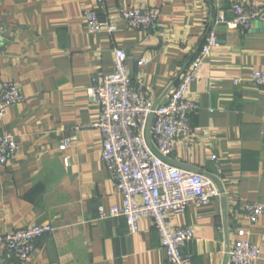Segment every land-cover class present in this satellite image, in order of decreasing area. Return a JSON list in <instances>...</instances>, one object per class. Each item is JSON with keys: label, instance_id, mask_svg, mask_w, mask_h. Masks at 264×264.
<instances>
[{"label": "crops", "instance_id": "1", "mask_svg": "<svg viewBox=\"0 0 264 264\" xmlns=\"http://www.w3.org/2000/svg\"><path fill=\"white\" fill-rule=\"evenodd\" d=\"M233 3L264 7V0H105L102 19L133 6L156 7L163 26L134 30L118 20L117 32L90 35L83 15L96 0H0L6 29L0 73L26 97L0 119V135H12L20 146L15 163L0 166V237L38 224L55 229L29 261L0 249V264H168L150 218L131 234L124 218L110 216L122 198L102 159V132L93 127L100 111L86 90L95 76L113 73L114 51L121 48L134 86L165 102L218 11L233 18ZM216 32L219 46L191 86L198 132L178 138L168 159L188 172L215 173L211 157L218 156L222 196L202 208L190 204L172 219L194 229L183 248L192 264H231L226 252L242 229L252 232L264 264V214L253 224L245 210L249 203L264 205V86L249 81L264 71V14L247 32L227 25ZM140 60L148 63L139 66Z\"/></svg>", "mask_w": 264, "mask_h": 264}, {"label": "built area", "instance_id": "2", "mask_svg": "<svg viewBox=\"0 0 264 264\" xmlns=\"http://www.w3.org/2000/svg\"><path fill=\"white\" fill-rule=\"evenodd\" d=\"M105 0H96L97 6L87 10L83 19L90 35L118 31V20L126 22L134 30L155 31L163 26L161 11L156 7L133 6L121 9L118 17L106 16L100 10ZM233 18L228 20L225 11H218L213 25L208 29L204 45L194 60L182 71L178 85L168 99L157 103L148 96L143 87L134 86L128 69V54L124 49L114 51V71L110 75L99 74L87 88V95L99 109L100 118L93 127L103 135L102 159L115 179L121 195V205L111 209L112 218L125 219L131 234L139 232L140 221L150 218L160 237L161 247L167 255L168 264H192L183 248L195 238L190 226H176L172 217L185 213L190 204L197 208L207 206L214 198L222 196V172L218 156L211 160L216 165L215 173L188 172L173 167L160 159L149 147L146 130L151 115H154L152 139L160 153L169 157L180 137H189L198 132L192 126V116L199 105L191 96V86L198 78L205 61L219 46L216 29L220 25L249 31L255 21L264 14V7L241 3L231 5ZM6 29L0 25V51ZM146 60L138 61L144 66ZM249 81L264 86V71H255ZM240 81H236L238 85ZM26 100L20 85L5 80L0 73V119L13 105ZM75 138L66 139L62 149L68 148ZM20 146L12 135H0V166L15 163ZM69 158L65 164L69 165ZM245 210L251 223H256L264 214V205L249 203ZM103 219L107 215L100 211ZM50 224H38L17 230L0 237V249L20 262L29 261L37 251V243L45 235L54 232ZM247 229L238 231V240L226 252L231 264H258L261 248L252 239Z\"/></svg>", "mask_w": 264, "mask_h": 264}, {"label": "water", "instance_id": "3", "mask_svg": "<svg viewBox=\"0 0 264 264\" xmlns=\"http://www.w3.org/2000/svg\"><path fill=\"white\" fill-rule=\"evenodd\" d=\"M154 123V115H151L148 121V125H147V130H146V139L148 142L149 147L151 148V150L163 161H165L166 163L170 164L171 166L177 167V168H185L184 165L179 164V163H171V161L168 159V157L163 156L160 151L158 150V148L155 146L153 139H152V126ZM194 172H196V169H194Z\"/></svg>", "mask_w": 264, "mask_h": 264}]
</instances>
